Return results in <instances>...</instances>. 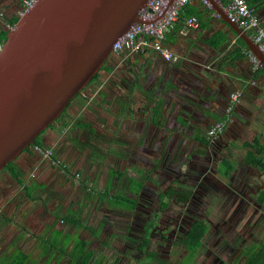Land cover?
I'll use <instances>...</instances> for the list:
<instances>
[{"label": "rangeland", "instance_id": "rangeland-1", "mask_svg": "<svg viewBox=\"0 0 264 264\" xmlns=\"http://www.w3.org/2000/svg\"><path fill=\"white\" fill-rule=\"evenodd\" d=\"M7 15L0 11V24L9 26ZM136 54H112L100 76L40 136L43 146L29 147L33 155L21 168L24 182L43 187L32 188L39 198L36 201L28 198L20 184L18 192L9 197L27 212L17 219V225L30 230L32 220L38 219L35 233L47 236V223L62 231L71 224L63 223L62 218L75 216L94 232L71 225V231H77L71 237L86 239L96 255L105 256L107 264H180L190 253L185 242L187 231L201 221L208 230L192 264H244L247 250L264 242V204L257 199L260 184L255 192L250 188L261 179L247 167L232 170L228 176L222 174L220 168L225 166L214 150L221 136L210 139L206 127L179 129L169 123L168 130L152 131L158 138L154 147L157 154L129 161L135 160L132 153L138 144L132 136L144 131L134 133L117 127V94L108 103L111 83L107 82L120 75L122 82L115 83V90L123 84L133 85L139 73ZM93 100L110 110V115H101L102 106L100 110L88 105ZM171 127L176 128L173 145H166L165 150L159 139L168 135ZM202 137L209 142L204 143ZM238 160L248 163L244 153ZM15 163L20 165L18 158ZM239 163L236 161L235 167ZM6 172L0 171V177ZM107 189L112 196L123 192L130 199L137 198L135 209L111 206L102 200L98 203ZM3 198L0 192V200ZM50 241L53 243L54 237Z\"/></svg>", "mask_w": 264, "mask_h": 264}, {"label": "crops", "instance_id": "crops-1", "mask_svg": "<svg viewBox=\"0 0 264 264\" xmlns=\"http://www.w3.org/2000/svg\"><path fill=\"white\" fill-rule=\"evenodd\" d=\"M190 3L197 7L198 12L185 14L183 11L164 39L165 46L177 58L166 59L153 48L144 53H137L135 69L139 70V73L134 76L133 85L123 84L120 89L115 90V83H121L122 76L111 77L107 82L111 83V87L106 99L111 103L110 97L117 94L116 119L119 129L134 130V133L138 129L144 131L132 136L138 141L132 153L135 160H129L133 162L142 160L139 157L145 154H157L154 147L158 138L153 136V130H168L169 123L179 129L200 126L208 130L215 122L225 119L231 95L241 92L242 97L234 106L233 117L228 122L231 125L215 142L214 150L221 155L220 164L223 161L231 163V172L247 167L251 172L258 173L257 178L261 179V183L256 181L257 184L254 183L250 187L255 192V188L260 184L259 191L257 189L258 199L264 189V63L259 62V67L255 68L253 54L246 40L217 11L210 6L206 7L200 0H192ZM22 7L23 0H0V11L8 13L7 22L8 18L19 16ZM252 8L264 22V0H258L256 7ZM192 15L198 19L195 25L187 22L188 17ZM4 29H9V26L0 24V31ZM245 33L252 38L250 31ZM144 63L146 65L143 67ZM88 105L103 109L102 116L110 115L111 111L95 100ZM176 128L171 127V132L159 139L163 141V144H160L166 147L165 150L168 145H173ZM41 145L43 146L42 142ZM240 153H244L247 165L238 160ZM251 154L262 158L263 167L249 163ZM31 155L33 153L29 149L17 157L20 165L15 164L22 172L21 168L27 165ZM153 160L156 161V158ZM236 161L240 163L235 167ZM43 169L49 172L48 167L44 166ZM19 184L26 194L28 187H43V184L36 182L30 186L25 182L19 183L9 171L0 177V192L6 197L5 200H0V264H14V258L20 255L26 260L22 264H30L33 261L36 264H53L61 256L58 248L64 240L69 243L62 262L69 264L70 252L76 242L71 236L77 231H71L70 228L74 223L62 231L47 223V236H38L35 233L38 219L32 220L30 230L24 225H17V219L27 215L26 211L20 209V203L16 199L9 200L10 196L18 192ZM28 198L31 201L39 199H31L29 196ZM99 201L98 197V203ZM69 209L70 207L66 211ZM62 219L64 220V217ZM65 222L64 220L63 223ZM56 230L61 232L56 239L58 248H54L50 241Z\"/></svg>", "mask_w": 264, "mask_h": 264}, {"label": "water", "instance_id": "water-1", "mask_svg": "<svg viewBox=\"0 0 264 264\" xmlns=\"http://www.w3.org/2000/svg\"><path fill=\"white\" fill-rule=\"evenodd\" d=\"M151 0H37L9 28L0 50V171L88 87L113 46ZM264 63V52L207 0Z\"/></svg>", "mask_w": 264, "mask_h": 264}, {"label": "built area", "instance_id": "built-area-1", "mask_svg": "<svg viewBox=\"0 0 264 264\" xmlns=\"http://www.w3.org/2000/svg\"><path fill=\"white\" fill-rule=\"evenodd\" d=\"M37 0H23V13L29 9ZM190 0H151L149 4L140 12L141 20L132 25L129 30L119 37L113 46V54L119 55L125 51L132 53H144L149 48L162 54L166 59H176L177 56L164 44L167 33L174 27L179 19L182 10ZM227 14L229 20L238 24L245 31L252 33V39L264 52V22L259 19L251 8L247 0H219ZM202 2L209 6L207 0ZM189 24H197L195 15L188 17ZM12 25L9 24V28ZM3 42L0 41V50ZM255 68L259 67V60L252 56ZM82 94V93H81ZM80 94V95H81ZM79 95V96H80ZM78 96V97H79ZM77 97V98H78ZM241 92H235L230 97V104L227 108L225 119L215 122L208 129V138H219L226 129L230 116H232L234 106L240 101Z\"/></svg>", "mask_w": 264, "mask_h": 264}, {"label": "trees", "instance_id": "trees-1", "mask_svg": "<svg viewBox=\"0 0 264 264\" xmlns=\"http://www.w3.org/2000/svg\"><path fill=\"white\" fill-rule=\"evenodd\" d=\"M190 1H192V0H190ZM190 1L185 5L181 14L183 13V11H185V14L198 12L197 7L192 5L190 3ZM200 1L202 2V0H200ZM247 3L251 8L253 6L256 7L258 0H247ZM204 5H206V4H204ZM207 6L208 5H206V7ZM254 12H256L255 9H254ZM18 17L19 16H13L11 18H8V23L10 25H13L17 21ZM8 30L9 29H4V30L0 31V41L1 42H4L6 40ZM104 67L102 69H106V66H104ZM99 76H100V72L94 77L93 81H95ZM65 112L63 114H65ZM41 135H39V137L36 139V143L33 145L42 146L41 140H39ZM202 139H204V138H202ZM203 142L208 143L209 141L204 139ZM27 150H29V148H27L25 151H27ZM248 160H249V163H251L255 166L263 167V165L261 163L262 158H260V157H255L253 154H251V156L249 155ZM223 165L225 166V168L221 167L220 170L224 176H227L231 172L232 165L228 161H223L221 166H223ZM4 169H7L19 183H24V173L19 169V167L16 166L15 160L10 161ZM142 187H143V185L140 184L139 189L141 190ZM108 188H110V187H108ZM26 192H27V195L31 199H37L38 198V197H36V195H33L32 188L28 187V190H26ZM109 192H110L109 189H107L105 191V193H103L102 196L99 197V198H101V199H99L100 202L102 200L103 202L109 203V205H111V206L119 205L122 207L130 208L131 210L135 209L137 201H138L137 198L134 197V199H132V198L130 199L129 197H127L126 193H123V192L117 193L116 195L112 196V195H110ZM165 202H166V200L163 199V204L167 203V202L166 203ZM258 202L261 204L264 203V189L260 192V194L258 196ZM64 220L66 222L68 221L69 223H74V225L79 226L81 228L89 229L92 232H94L93 229H91L89 226L84 224L81 220L76 219L75 216L69 217V218L64 217ZM207 230H208V226L201 221H196L189 227V229L187 231V237H186L185 242H186L187 248L189 249L190 253H189V256H187L180 264H192V261L195 258V255H196L198 249L202 245V239L205 236ZM56 232H57V234L55 235ZM56 232L54 233L55 240L52 243L54 248H58V240L56 241V239L59 238L58 235L61 233L57 230H56ZM61 242H62V245H61V247L58 248L61 256L58 257V260L53 264H64L62 262V259H63L62 257L66 253V249H67L66 246L69 243V241L64 240ZM63 244H65V245H63ZM246 255H247V260L244 264H264V242L257 244L253 248L247 250ZM104 258H105V256H100V255L95 254L94 249L89 247V242L86 239H79V240H76L75 245H74L72 251L70 252V257L68 260H70L69 264H107V263H105ZM23 261L24 262L26 261L23 258V255H20L19 257L14 258V264H22ZM117 262L118 261H116L112 264H117ZM30 264H36V262L33 261ZM45 264H50V262H46ZM109 264H111V263H109Z\"/></svg>", "mask_w": 264, "mask_h": 264}]
</instances>
